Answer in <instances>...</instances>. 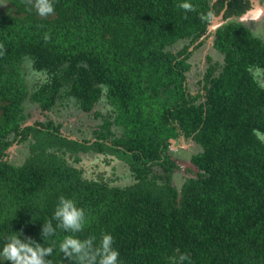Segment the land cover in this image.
Returning a JSON list of instances; mask_svg holds the SVG:
<instances>
[{
	"label": "trees",
	"instance_id": "obj_1",
	"mask_svg": "<svg viewBox=\"0 0 264 264\" xmlns=\"http://www.w3.org/2000/svg\"><path fill=\"white\" fill-rule=\"evenodd\" d=\"M52 2L42 17L34 0H0V247L21 233L55 242L51 264H75L59 249L71 233L53 219L63 195L85 210L74 235L111 234L121 264H264V85L253 75L264 74V39L234 20L250 1L188 0L191 12L184 0ZM221 13L233 18L210 34L222 59L207 56L194 94L190 60ZM27 105L47 121L26 126ZM76 109L97 122L91 138L90 125L72 139L51 119ZM181 138L200 150L178 187ZM88 153L127 165L131 183L110 177L116 165L87 170ZM49 220L56 232L43 239Z\"/></svg>",
	"mask_w": 264,
	"mask_h": 264
},
{
	"label": "clouds",
	"instance_id": "obj_2",
	"mask_svg": "<svg viewBox=\"0 0 264 264\" xmlns=\"http://www.w3.org/2000/svg\"><path fill=\"white\" fill-rule=\"evenodd\" d=\"M216 1L217 0H214L212 4H215ZM27 2L28 4H33V0H27ZM252 2H257L259 6L260 4L264 5V2L260 3L255 0H252ZM34 7L36 8L38 14L42 17H46L54 13V4L52 0H34ZM178 7L186 12L195 11L194 6L188 2V0H184V2L178 4ZM250 10H252V8ZM249 11L241 17L234 18V20L244 24L243 19L249 13ZM255 11L259 13L260 8L258 7ZM220 16L221 20L224 19V24L233 20V18L225 20L224 13H221L219 16H213L212 20L213 18ZM212 20L211 24L214 23ZM47 39L48 36L46 34L45 40ZM36 112L41 116H38V118H33L34 114H32V125L29 126H34V124L38 121L44 122L43 119H45V117L44 114H42L41 109L37 108ZM30 122L31 121L29 118L26 124H29ZM85 126L87 127L88 124H85ZM64 136L77 139V137H72L70 135L64 134ZM181 139L184 140V138ZM190 164H192L191 159ZM53 219L57 221L56 228H59L67 233H71L64 236L62 241L59 243V249L67 259L75 260V264H121L119 260L120 253L116 248L113 247L114 238L111 234L102 233L99 242L96 241L95 237L80 239L74 235L84 230L86 214L85 210L81 207H78L73 199L66 198L65 196L61 195L58 199ZM56 228L53 227L51 220L43 223V229L41 233L43 239L55 235ZM21 235V233L18 235L13 234L5 238L2 247H0V260L8 261L10 264H51V261L46 259V257H50L52 255L55 245L54 241L51 246L44 247L41 243H37L32 238L22 239ZM187 259L188 257L186 255H180L178 262L173 260L172 264H184V261Z\"/></svg>",
	"mask_w": 264,
	"mask_h": 264
},
{
	"label": "rangeland",
	"instance_id": "obj_3",
	"mask_svg": "<svg viewBox=\"0 0 264 264\" xmlns=\"http://www.w3.org/2000/svg\"><path fill=\"white\" fill-rule=\"evenodd\" d=\"M212 3L214 0H211ZM252 10L249 11V13L245 16L243 19V23L251 30L252 34L254 36H257L261 39H264V5L260 4V6L257 4V2L253 3ZM260 8L259 13L255 11L257 8ZM255 11V12H254ZM222 16V15H221ZM220 17L213 18L212 22H217V27L224 24V19L221 20ZM221 20V21H220ZM252 20H258V21H252ZM205 41V40H204ZM177 48H180V45L177 46ZM211 56L213 58V62L218 61L221 58V55L217 53L213 49V41L212 38H209L205 41V44L199 48L193 58H191L190 62L193 64L192 71L189 73L188 82L191 87L192 93H196L197 89L199 88L196 83L200 79L203 78L204 72L207 66L206 58L207 56ZM253 75L256 77L258 81H260L264 85V74L261 71H253ZM36 105L32 107L31 105H27L26 112L29 114H34L33 118H38L41 115L36 112ZM99 110L107 111L103 106H99ZM87 115L82 113L79 110H71V113L67 111H54L51 115V119L55 121V124H62L61 131L65 135H70L72 137H78V136H84L79 132V129L85 128V124H88L91 126V129L87 130V137L91 138L92 134V128H94L97 124V122L93 121L92 117H88ZM32 117H30V121L32 122ZM44 122L47 120L43 119ZM17 145V144H16ZM28 145V143L21 144V146L12 147L9 151L10 160L13 163H16L17 159H22V150L25 149V147ZM200 150L199 146L195 144L192 140H186L181 139L177 140L174 145L171 146V151L173 154L174 159L178 162V164L181 166V169H178L174 174V183L176 186L181 187L183 182L185 181V178L190 176H195L196 171L192 170V166L190 164L191 157L196 154ZM81 157L84 158V166L88 170L90 168L94 169L95 165H98L101 170L106 171L108 169V172H111L112 167L116 165L118 167V170H116L114 173L111 174V178L114 180L117 176L122 177L121 182L124 185H128L131 183V178L128 177V166L124 163L116 160L112 165L106 166L105 158L103 156H98L93 153H88L86 155H81ZM100 170V171H101ZM191 171L194 172V174H191ZM115 175V176H114Z\"/></svg>",
	"mask_w": 264,
	"mask_h": 264
},
{
	"label": "water",
	"instance_id": "obj_4",
	"mask_svg": "<svg viewBox=\"0 0 264 264\" xmlns=\"http://www.w3.org/2000/svg\"><path fill=\"white\" fill-rule=\"evenodd\" d=\"M208 29H209V32H215L218 29L217 22L214 21V23L211 24ZM28 125H32V122H30L29 124H26V126H28ZM175 142H176L175 140H172L173 145L175 144ZM14 147H17V145L15 144ZM191 166L193 167L192 170L196 171L195 166L192 164H191Z\"/></svg>",
	"mask_w": 264,
	"mask_h": 264
},
{
	"label": "flooded vegetation",
	"instance_id": "obj_5",
	"mask_svg": "<svg viewBox=\"0 0 264 264\" xmlns=\"http://www.w3.org/2000/svg\"><path fill=\"white\" fill-rule=\"evenodd\" d=\"M249 1H250V3H251V6H253V2H252V0H249ZM208 34L210 35V34H213V33L210 32V33H208ZM209 38H212V35H210ZM209 38H208V39H209ZM179 169H181V167H180Z\"/></svg>",
	"mask_w": 264,
	"mask_h": 264
}]
</instances>
